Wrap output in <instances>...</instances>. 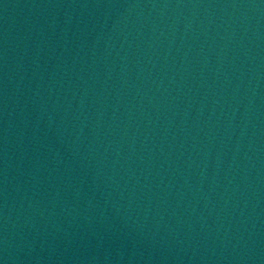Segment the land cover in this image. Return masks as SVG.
I'll list each match as a JSON object with an SVG mask.
<instances>
[{"label": "water", "instance_id": "water-1", "mask_svg": "<svg viewBox=\"0 0 264 264\" xmlns=\"http://www.w3.org/2000/svg\"><path fill=\"white\" fill-rule=\"evenodd\" d=\"M197 49L264 127V0H164Z\"/></svg>", "mask_w": 264, "mask_h": 264}]
</instances>
